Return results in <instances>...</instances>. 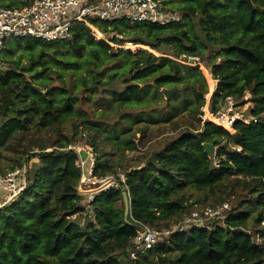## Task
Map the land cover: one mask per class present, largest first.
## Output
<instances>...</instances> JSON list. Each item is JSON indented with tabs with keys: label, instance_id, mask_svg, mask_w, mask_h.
<instances>
[{
	"label": "trees",
	"instance_id": "obj_1",
	"mask_svg": "<svg viewBox=\"0 0 264 264\" xmlns=\"http://www.w3.org/2000/svg\"><path fill=\"white\" fill-rule=\"evenodd\" d=\"M30 1L0 0V5L22 8ZM162 3L182 20L166 26L94 24L105 34L116 33L112 44L129 42L126 38L136 32L140 37L130 42L163 56L115 50L81 25L62 43L32 38L5 43L0 58V161L9 162L0 174L28 165L29 176L19 196L0 207V264H264V0ZM10 41L17 42V50L8 48ZM56 48L61 52L50 54ZM19 49L27 63L15 58ZM196 58L217 83L211 112L223 108L229 97L239 101L249 93L250 113L257 121H237L232 133L206 121L203 128H188L166 140L142 165L117 166L112 156L123 158L138 148L130 136L133 125L169 123L183 111L200 121L209 91L200 67L192 65ZM118 60L119 66L114 64ZM190 85L198 89H191L179 105L162 100L159 92L176 88L179 93ZM74 89L86 96L101 89L114 111L143 110L122 113L131 124L118 130L87 118ZM153 100L161 101L166 112L153 106ZM82 132L90 134L96 154L95 176L125 174L121 186L130 200L127 218L122 190L109 189L90 203L92 219L84 224L72 219L85 212L77 194L81 164L74 150ZM204 144L215 147L213 155ZM238 191L247 197L230 208L223 222L175 231L138 259L131 258L143 227L170 228L177 218L200 209V202L223 204ZM194 193L204 201L195 200ZM252 219L259 227L254 232Z\"/></svg>",
	"mask_w": 264,
	"mask_h": 264
},
{
	"label": "built area",
	"instance_id": "obj_2",
	"mask_svg": "<svg viewBox=\"0 0 264 264\" xmlns=\"http://www.w3.org/2000/svg\"><path fill=\"white\" fill-rule=\"evenodd\" d=\"M182 20V16L174 9L165 6L162 0H31L22 8H9L0 5V51L10 39L32 38L47 43L66 42L73 37L76 26L89 29L96 40H103L110 45L113 36L102 32L94 22H127L129 24H150L166 26ZM121 47V46H120ZM122 48V47H121ZM238 100L229 97L222 110L224 113H211L208 108L203 111L204 120H212L215 125L232 133L234 124L241 121L245 124L256 122L251 115L244 117L238 107ZM240 151V148H236ZM81 178L77 185V194L90 210V203L103 191L109 189L126 190L125 174H111L103 177L94 175L96 154L86 153L82 159ZM88 164V165H87ZM29 176L28 165L15 167L0 174V207L16 199L27 187ZM227 203L218 208L206 207L199 212L194 211L182 225L170 228L143 227L134 239V250L130 256L138 259L143 253L153 249L160 241L172 233L194 226H204V218L224 220ZM203 218V220H202ZM194 223V224H190ZM192 225V226H191Z\"/></svg>",
	"mask_w": 264,
	"mask_h": 264
},
{
	"label": "rangeland",
	"instance_id": "obj_3",
	"mask_svg": "<svg viewBox=\"0 0 264 264\" xmlns=\"http://www.w3.org/2000/svg\"><path fill=\"white\" fill-rule=\"evenodd\" d=\"M179 2H175L174 6H178ZM173 6V7H174ZM133 25V24H131ZM120 29L125 30V32L129 33L130 30L126 29L125 26L121 25ZM116 33H111L110 36L115 35ZM130 37H127L126 40H128L129 42H125L122 45L119 44H114L113 47L114 49H118L120 46L123 49H131L132 52H139L141 50H148L152 53H154L157 56H163L162 54L152 50L149 46L146 45H137L134 44L133 42H130V40L135 39V38H139L140 35L136 34V32H133L132 34L130 33ZM124 36H126L124 34ZM124 36H121V38H124ZM126 45H132L131 47H126ZM8 48H13L14 50H17V42L16 41H10L8 44ZM59 49L61 48H56V50H50V54H54L56 52H61ZM0 51V58L3 57L4 55V49L3 52ZM21 57V62L22 63H27V57L24 55V51H22L21 49H19L17 51V54H15V58ZM196 63L192 64L193 66L197 65L198 67H200V70L202 72V74L204 75L205 79H206V83H207V87H208V94H206L205 98V106L201 109V111L203 112L204 110H206L208 108V111L211 112L210 110V98L211 95L213 93V91L215 90L216 87V81L215 79L212 78V76L209 73V70L207 69V67L203 64L200 63L199 59H195ZM114 64H120V61L118 60V63H114ZM111 68H113V66H110ZM109 79L106 77L104 79L105 82H107ZM112 83L111 85L114 84V87L119 88L121 87L120 82L118 83ZM198 89V86L195 85H190V87H184V90L182 92L178 93V90L176 88H172L173 90H175V92L172 93V95L170 96V98L168 99V101L171 99L172 100V105H179L184 99L185 96L191 95V89ZM172 89H161L159 92L162 93V100H166L167 98L166 96L163 94L164 90H172ZM75 90V89H74ZM80 91V90H79ZM78 90H75L76 93H80L79 94V99H81V102L79 104L80 108L82 110V112L86 115L87 118H90L91 121H98L103 123H107L109 126H115L118 130H125L126 127L128 126V124L130 122V120H127L128 118H123L121 116L122 113H126V112H134L136 114H138V112L142 111L143 109H131V108H125L122 107L120 109H118L117 111L112 110V108L109 106V98L105 97V92H103L101 89H97V91L95 92H90L89 96H86L85 93H81ZM178 93V94H177ZM176 95L175 98H173V95ZM250 98L251 95L249 93L246 94V96L244 97L243 100H239L238 104H239V108L240 110L243 112L242 115L244 117H247L250 115V111L251 108L253 106L252 103H250ZM161 101L156 103L154 102V100L152 101V105L155 106L156 108L162 110L163 112H166V109L164 107L161 106ZM221 114L224 113V110L219 109V111ZM213 113V112H211ZM217 113V112H216ZM204 113H202L201 116L198 115V117H200V121L193 117V115H191L190 113H188V111H183L181 113H179L171 122L169 123H157V124H152V123H138L133 125L132 128V132L130 133V136H132L133 138H135L136 141V145H137V149L133 150V151H126L125 155L123 158H119V154H116L114 156H112L114 159H116V165L120 166V164L122 163V165L126 168L129 169H133L135 168L137 165H142L143 163H145L147 161V159L156 151H159L160 149H162V147L165 145V141L169 140L170 138H173L174 136H176L177 134H179L180 132L187 130L188 128H192V129H199V128H203V124L206 121H210L213 122L212 120H204L203 118ZM125 121H124V120ZM214 123V122H213ZM67 128L70 130L71 129V123H68ZM111 131V130H109ZM89 137L90 134L88 132H82V134L79 137V143L77 144V146L74 147V149H76L78 152H85V153H92L93 155L94 153V149L90 146L89 144ZM102 146H106V149L108 152L112 151V146L103 143ZM73 148V147H70ZM8 158H5L3 161H0V167H6ZM88 165V164H87ZM8 166V165H7ZM7 170V169H6ZM31 172H33V170H31ZM119 174H124L121 171H118ZM246 194L242 191H238L237 193H235L233 196H231L230 198H228L226 201L222 202L223 204L227 203L229 205V208H235L239 205V203L242 201V199L244 200V198H246ZM197 198H199L201 201H204V196L202 194H198V193H194V199L196 200ZM205 203V204H202ZM214 199L208 200L207 202H200L199 208L200 209H196L195 211L199 212L202 216V211H203V206L204 205H208V204H213V208H218L220 207L221 203L219 204H214ZM80 206L85 208V212L84 214H78L72 217L73 220H75L77 223L79 224H84V222H86L89 219H92V214L89 213L90 211L87 209V205L86 203L82 202L80 200ZM230 210L224 212L225 216L228 215V212ZM194 212V211H193ZM187 213L185 215H183L182 217L177 218V220H175V222L179 221L176 224L173 225H182L185 224V221L187 219H189L191 217V215ZM192 214V213H191ZM203 220V218H202ZM204 226L205 225H211L213 222H223V220H216V219H207L204 218ZM219 222V223H221ZM190 224H194V223H190ZM172 225V226H173ZM192 226V225H191ZM162 228V227H161ZM160 228V229H161ZM166 228V227H165ZM251 231L254 232L255 230L259 229L258 226L255 225V223L253 222V219L251 220Z\"/></svg>",
	"mask_w": 264,
	"mask_h": 264
},
{
	"label": "water",
	"instance_id": "obj_4",
	"mask_svg": "<svg viewBox=\"0 0 264 264\" xmlns=\"http://www.w3.org/2000/svg\"><path fill=\"white\" fill-rule=\"evenodd\" d=\"M197 66V65H195ZM175 92V90H164L163 94L166 96L167 100L170 98V96L172 95V93ZM205 152L208 155H213L215 152V147L211 144H204L203 145ZM77 153L78 151L76 149H74ZM80 155L82 156V159H85L87 157V154L85 152H81ZM122 196H123V200H124V205H125V218L128 217L129 213H130V200H129V195L127 190H123L122 191Z\"/></svg>",
	"mask_w": 264,
	"mask_h": 264
},
{
	"label": "bare ground",
	"instance_id": "obj_5",
	"mask_svg": "<svg viewBox=\"0 0 264 264\" xmlns=\"http://www.w3.org/2000/svg\"><path fill=\"white\" fill-rule=\"evenodd\" d=\"M132 45H126V47H131Z\"/></svg>",
	"mask_w": 264,
	"mask_h": 264
}]
</instances>
